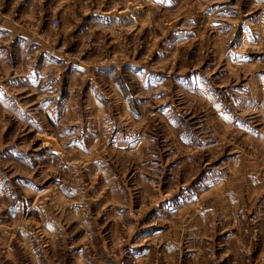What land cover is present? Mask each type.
I'll return each mask as SVG.
<instances>
[{"label": "rangeland", "instance_id": "374dc122", "mask_svg": "<svg viewBox=\"0 0 264 264\" xmlns=\"http://www.w3.org/2000/svg\"><path fill=\"white\" fill-rule=\"evenodd\" d=\"M0 264H264V0H0Z\"/></svg>", "mask_w": 264, "mask_h": 264}, {"label": "built area", "instance_id": "2783aa9c", "mask_svg": "<svg viewBox=\"0 0 264 264\" xmlns=\"http://www.w3.org/2000/svg\"><path fill=\"white\" fill-rule=\"evenodd\" d=\"M51 25H52L53 27L58 26V20L53 19V20L51 21Z\"/></svg>", "mask_w": 264, "mask_h": 264}]
</instances>
